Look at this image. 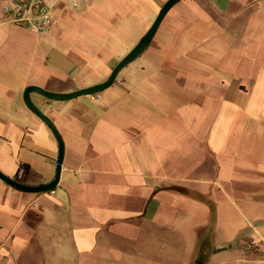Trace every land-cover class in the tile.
I'll return each instance as SVG.
<instances>
[{
    "label": "crops",
    "instance_id": "obj_1",
    "mask_svg": "<svg viewBox=\"0 0 264 264\" xmlns=\"http://www.w3.org/2000/svg\"><path fill=\"white\" fill-rule=\"evenodd\" d=\"M14 1L0 0V170L37 186L54 180L59 143L25 103V89L70 93L104 82L140 41L130 42L126 28L139 19L147 31L164 1L109 0L107 10L105 0H49L55 24L43 34L9 20L4 5ZM259 2L188 0L189 12L170 17L177 22L150 53L152 40L145 60L131 61L100 95L30 93L62 135L65 154L53 190L26 192L0 178V264H173L169 255L127 251L126 244L140 246L141 223L166 241L187 225L181 264H196L208 242L215 249L208 264H264V214L247 215L229 235L217 200L242 195L264 205V155L237 170L227 153L252 122L263 139L264 56L242 66L252 48H232V32L213 30L230 11L239 20L234 5ZM180 199L192 207H173Z\"/></svg>",
    "mask_w": 264,
    "mask_h": 264
},
{
    "label": "rangeland",
    "instance_id": "obj_2",
    "mask_svg": "<svg viewBox=\"0 0 264 264\" xmlns=\"http://www.w3.org/2000/svg\"><path fill=\"white\" fill-rule=\"evenodd\" d=\"M164 3L167 0H163ZM188 0H180L177 4L174 5L172 10H170L169 16H167L157 34L155 35L153 42L151 43L150 47L148 48V52L150 53L153 51L154 47H156V42L160 41L164 33H166L170 27L171 22L174 23L175 19H171L170 17L176 13L179 14L180 12L188 13L189 12V6H187ZM243 0H238V2ZM104 7L109 10L108 5L110 4L109 0L103 1ZM188 8V9H187ZM239 9V20L237 22L231 21V17H229V14H231V11L226 15L227 17L222 19L221 22L216 23V27H214L213 30L218 31L221 30L222 32H232L234 36L229 37L226 40V43L228 45H231L232 48L239 47L240 49L245 50L246 48H252L251 54L253 55H246V60L241 62L242 66L249 64L252 60H257L256 62H259L262 60V57L264 56V6L263 3H255L251 5L250 7H239V5H234L232 7V10ZM221 15V14H220ZM252 16V17H251ZM220 17H224L221 15ZM247 17H251L250 21L247 22ZM156 17L153 15V22L155 21ZM139 19H136L134 23L131 24L128 28H126V32L130 33L134 37L128 38L130 42H135L149 30V27L147 31H144L143 24L138 21ZM174 20V21H172ZM177 21H175L176 23ZM181 21L178 22V27L181 28ZM209 24V23H205ZM202 23V26H200L203 30H206L209 32L212 27L205 25ZM191 26V24H190ZM140 38V39H141ZM139 39V40H140ZM101 40V39H99ZM115 41L114 45L121 50L124 49L123 47V39L118 38L112 39ZM138 40V41H139ZM225 39H221V42H223ZM213 41L214 39L209 43L211 47L213 48ZM138 43V42H137ZM136 43V44H137ZM206 43V45L208 44ZM135 44V45H136ZM175 44V43H174ZM133 45V44H132ZM134 45V46H135ZM180 45V44H178ZM133 46V47H134ZM131 47V49L133 48ZM210 47V46H207ZM130 48V47H129ZM129 50V49H128ZM139 55L136 59H134L131 63V65L140 63L141 61L145 60L144 57L147 56L146 53ZM249 54V53H248ZM243 58V59H245ZM246 63V64H245ZM131 67V66H130ZM128 69V68H127ZM126 71V68L125 70ZM122 75V74H121ZM245 78L247 82H249V75L246 74L240 70L239 72V78ZM250 90H253V87H250ZM103 91L96 93L101 94ZM94 95V94H93ZM245 95V94H244ZM245 97L248 96H242L239 95V103L245 100ZM254 124V125H253ZM258 131H260L258 129ZM256 127V123L252 122V125H250L249 133L247 134H239L233 138L232 142L235 143L232 145V150H228V154H232V156L236 157L239 161L237 162V170H240L242 165V161H253L255 157L262 154L264 155V135L263 139L259 137ZM237 138V139H236ZM261 142V143H260ZM261 156V155H260ZM224 157V156H223ZM221 158V160L223 159ZM250 163V162H249ZM43 163L36 161L35 168L41 169L43 167ZM251 163L247 164L246 169H251ZM249 188V187H248ZM238 194V193H237ZM220 201V208H219V225L223 228H226L229 235H233L237 228L241 225H244L247 223V215L260 213L264 214V205H258L257 203L250 201L246 197H242V195H236L234 199H227L224 196L219 197L217 199ZM173 207L177 208L178 210L181 208L188 209L192 207V203L188 202L186 200H177L175 205ZM142 226V232L140 237V242H137V245H125L127 251H129L132 254L135 255H147V254H160V255H169L174 258L173 264H181L184 259L186 258V247L181 244L182 239L185 240L188 235V228H186L187 225L183 224L181 226L182 229H180V232L178 234L173 235L169 234V241H166L164 239H153L151 234L153 233V227L150 223H141ZM251 238V236L244 238V240H247ZM138 240V241H139ZM145 264V263H142ZM241 264V263H239Z\"/></svg>",
    "mask_w": 264,
    "mask_h": 264
},
{
    "label": "water",
    "instance_id": "obj_3",
    "mask_svg": "<svg viewBox=\"0 0 264 264\" xmlns=\"http://www.w3.org/2000/svg\"><path fill=\"white\" fill-rule=\"evenodd\" d=\"M180 0H167L163 6L161 7L155 21L149 28V30L143 35V37L140 39V41L130 50V52L123 57L119 61V63L116 65V67L113 69L112 73L108 77L107 80L104 82L98 83L96 85H93L91 87L83 88L76 90L74 92L70 93H58V92H53L46 90L44 88H41L39 86L35 85H30L25 89L24 92V100L27 106L35 113L37 114L43 121L47 123V125L52 129L54 134L57 137L58 143H59V156H58V161H57V168H56V175L53 181L43 184V185H37V186H32L25 184L23 182H20L16 179H13L9 177L8 175L4 174L0 170V178H2L4 181H6L8 184L12 185L13 187L26 191V192H43V191H49L53 190L56 185L59 182L60 176H61V170H62V165H63V158L65 154V143L63 140L62 135L60 134L59 130L57 129L56 125L54 122L47 116L45 115L32 101L30 93L32 91H38L41 94L53 98V99H58V100H64V99H71L74 97H77L79 95H84V94H96L104 89L108 88L112 83L115 81L118 73L125 67L127 66L131 61H133L135 58H137L140 54H142L147 47L150 45L152 42L155 34L157 33L162 21L164 20L165 16L167 13L170 11V9L179 2ZM215 215V214H214ZM239 239V238H238ZM236 239L233 242L227 243L223 245L221 248H232L235 246L236 242L238 241Z\"/></svg>",
    "mask_w": 264,
    "mask_h": 264
},
{
    "label": "built area",
    "instance_id": "obj_4",
    "mask_svg": "<svg viewBox=\"0 0 264 264\" xmlns=\"http://www.w3.org/2000/svg\"><path fill=\"white\" fill-rule=\"evenodd\" d=\"M73 5L79 6V2L76 1ZM4 12L9 15V20L40 34L50 31L55 24L49 0H16L5 4Z\"/></svg>",
    "mask_w": 264,
    "mask_h": 264
},
{
    "label": "flooded vegetation",
    "instance_id": "obj_5",
    "mask_svg": "<svg viewBox=\"0 0 264 264\" xmlns=\"http://www.w3.org/2000/svg\"><path fill=\"white\" fill-rule=\"evenodd\" d=\"M202 248H206V250H205V252H203L199 255V259L196 262V264H208L209 258L211 256V254L213 253V251L215 250L213 245H211L209 242H208V246H205Z\"/></svg>",
    "mask_w": 264,
    "mask_h": 264
}]
</instances>
